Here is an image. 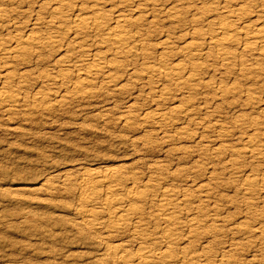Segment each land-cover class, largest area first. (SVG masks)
Returning a JSON list of instances; mask_svg holds the SVG:
<instances>
[{
    "label": "rangeland",
    "instance_id": "rangeland-1",
    "mask_svg": "<svg viewBox=\"0 0 264 264\" xmlns=\"http://www.w3.org/2000/svg\"><path fill=\"white\" fill-rule=\"evenodd\" d=\"M15 1L19 2L20 0ZM46 1L48 2V0H36L33 1L35 4L32 5L33 2L29 3V8H32L27 10L29 12L25 14H22V9L15 7L17 5H13L20 14L16 12L17 16L14 13L16 16L12 15L14 17L11 16V19H14L16 25L18 23L17 26L25 27L24 23L27 21V17L36 15V12L39 11L41 12L38 14L43 15L44 10L38 9V6L41 3L47 4ZM104 1L107 4V0ZM134 1L135 6L130 4L131 7L129 6V8L123 7L126 11H131L128 14L131 13L130 15L133 17L145 15L151 7V1L155 2L157 7L155 9L161 14L155 12L156 15L154 16L156 17L152 24L138 28L141 30L145 28L143 31L148 42L158 46L157 48H161L160 42L167 39L171 43L168 46L170 47L169 51L174 53L177 58L168 55L164 57L163 62L167 63L168 61V64L180 62L189 67L187 68L189 71L191 65L187 56H184L185 45L188 41L197 43L199 41L195 37L193 40H185L184 38L192 34L193 30L195 32H207L208 28L205 27V24L192 23V18H189L191 15L186 14V12L178 18H167L164 9L176 0ZM68 2L72 4L71 0ZM204 2L197 3V7L206 9L211 6L209 5L210 1L209 3L208 1ZM76 3V6L80 4H83V7L90 5L87 0H77ZM258 10L257 7H251V16H255ZM43 29L41 28V31ZM35 31L37 32V30ZM129 31L131 34L136 32L132 28H129ZM186 34L189 35L184 37ZM0 35L3 39L7 38L5 37L6 31L0 30ZM70 39L67 38L65 42L68 43ZM88 42L86 44L91 45L92 42ZM100 49L95 46L91 48V51L97 53ZM105 50L101 51L106 52ZM62 51L57 52V49L51 52L50 50L45 51L44 54L42 53L45 56L41 54L37 62L32 60V63H38L39 67L38 64L35 66L32 63V65L26 63L25 66H20V63L16 62V69L20 68L19 70L24 71V78L29 81L28 87L25 89L26 93L55 92V90L49 91L50 89L47 87L34 85L35 80L33 79H35L37 72L40 73L44 70V72H48V66L55 64L57 58L66 59H62L63 65H66L63 67L69 69L68 67L72 66L71 62L74 60L68 58L67 54L63 55L65 52ZM155 51L158 53L159 49L150 51V54L140 58L141 60H117L123 62L126 67L132 69L135 67L136 70H139L145 64L156 61L157 53ZM110 56L108 58H111ZM194 58V61L197 60L206 65H211V67L204 72H196L198 81L189 82L190 87L185 84L176 88L167 81H158L160 83L155 81L154 84L148 86L145 80L127 79L122 72L113 71L115 77H121L117 82L118 85L117 83L102 84L100 78V82L88 88L86 96L71 97L67 95V98L65 96L63 98V92H58L56 98L53 96L49 100L48 104L52 106L50 111L38 110L28 104L17 107L8 114L0 111V264H110L109 258L100 252L103 241L108 245L123 243L126 246L127 254L136 257L138 254L137 247L140 243L131 238L134 234L133 228L130 227L129 232L110 233V229L106 228L109 225L107 216L98 204L86 208L99 213L97 218L101 224V226L99 225L100 231L89 233L86 230H78L76 225L79 223V219L76 212L84 206L79 201L80 186L82 182L90 178L91 174L99 176V178L106 174H115L124 183L125 190L132 185L133 181L136 186L141 188L140 190H144V184L149 179L154 181L155 178H157L155 179L156 182H151L154 186L157 185L155 188H168L184 191L187 194L195 193L199 184H208L212 191H210L211 196L208 200L211 201L207 204L204 199H201L203 202H195L193 205L203 204V206H207L206 213L210 216L216 214L215 218L218 219L216 218L214 223L213 221H206L208 224L205 222L199 232H208L214 228L213 226L220 225L223 227V232L216 237L218 243L211 245L213 252L226 255L225 258L237 260L238 264H249L250 260L253 259L256 262H250V264H264V256L253 252L254 248L261 242L259 239L247 243L243 232L236 234V236L227 231L229 227L240 223L251 226V224H255L254 213L257 215L264 214V203L262 202L264 190H256L243 203L241 199L243 187L240 186L246 177L252 178L257 168L264 166V157L243 155L242 143L240 144L241 139H245L244 137L247 136L245 134L246 128L248 127L247 130L251 129L249 128L251 121L255 120L261 123L264 121V73L249 74L244 72L245 74H243L239 73L240 64L238 62L235 65L232 63L233 65L229 64L222 67L219 63L210 62V59H206L200 54ZM244 58L243 68L252 70L255 66L254 60L248 54ZM30 66L32 67L30 68ZM30 69H34L33 74L35 73V76L31 73L27 76L26 73ZM19 70L17 73H22ZM221 72L224 73L222 74L224 77L218 79ZM119 81L121 82L119 83ZM162 82L165 84H161ZM113 85L117 86L114 87ZM162 85L168 88L169 92L166 96L159 97L160 95L155 92H157L156 88L160 89ZM203 85H208V87H203ZM247 87L250 88L249 94L243 93ZM222 88L230 90L231 93L224 95L220 91ZM177 97L183 98V109L191 110L197 107L200 110L196 114V111L191 112V114L188 111L189 115L184 114L187 111L184 113L175 112L170 117L171 121H168L171 123H166L163 127L164 133H166V137H163L164 135L159 132L161 128L157 122L146 120L148 122L145 123L143 121L144 114L154 111V102L159 101L164 104L162 110L167 111L172 107L171 104ZM189 106H193V108H189ZM165 108L166 110H164ZM126 112L132 114H130V119L127 122H123L126 120L121 118ZM216 121L219 125L227 124L226 133L229 137L222 139L216 129V131L210 130L209 126ZM243 123L245 124L242 125ZM239 125H242L243 129L238 127ZM257 130L261 145L264 146V126ZM181 132L182 134L185 132L184 135L188 134V137L181 135ZM194 138L195 140H193ZM263 146L261 148L264 151ZM217 149L219 151L225 149L241 150L243 154L240 157L242 158L231 157L229 153L221 154L218 157L204 155V153L208 154ZM65 170H69V174ZM209 175L210 178H208ZM212 175L213 179H211ZM190 180L191 182H188ZM122 195H124L123 192L120 194L121 198H123ZM231 201L232 203H230ZM137 205H141V203H137ZM147 208L146 213L155 210L150 208L148 211ZM175 216L182 223L178 229L179 233L177 232L180 245L189 248L192 245L190 249L195 254H200V247L205 242L197 238H187L185 225L190 219L197 216L204 220L203 216L195 215V211L190 212L188 216L185 213L181 215L178 213ZM186 219L188 220L186 221ZM217 220L220 221L217 223ZM206 227L207 229H205ZM153 231L154 227L151 225L144 233H153ZM105 232L110 237L106 236V238ZM100 238H104L103 241H100ZM183 238L185 239L183 240ZM207 241H212L211 237ZM233 242L245 244L241 250H229V245ZM251 255H255V257L253 258ZM209 259L211 260L212 257Z\"/></svg>",
    "mask_w": 264,
    "mask_h": 264
},
{
    "label": "bare ground",
    "instance_id": "bare-ground-1",
    "mask_svg": "<svg viewBox=\"0 0 264 264\" xmlns=\"http://www.w3.org/2000/svg\"><path fill=\"white\" fill-rule=\"evenodd\" d=\"M33 1L36 0H20L19 2L15 0H0V30L3 32L6 31L5 37H7L6 39H3L0 35V111L3 113L8 114L17 107L25 106V104L31 105L33 108L38 110L40 109L50 111L52 106L48 104L49 100H51L53 96L56 98L58 92H63V98H65L67 95L71 97L81 95L80 97H82L86 96L85 94L88 93V88L95 86L96 83L100 82V78L102 81L100 83L102 84L117 83L121 77H115V74L112 73L113 71L122 72L127 79L131 78L138 81L145 80L148 86L154 84L155 81H167L176 88L185 84L189 85V82L198 81L196 79V72H204V70L210 69L209 67H211V65H206L205 63H201L197 60L194 61V57L196 55L198 56L199 54L205 56L206 59H210V62L219 63L222 67H226L229 64L235 65L238 62L240 64L238 69L239 73H264V0H176L173 3L171 2L172 4H169V6L167 5L168 7L164 5L166 8L164 9L165 11H163L165 12L164 14L167 18H178L182 13L186 12V14L191 15L189 18H192V23H204L205 27L208 28L207 32H195V30L192 29L194 31L192 34H186L184 36L186 37L189 35L188 37L184 38L185 40H193L195 37L196 40L199 41V43L188 41L186 45L184 44V56H187L190 62L189 64L191 65L189 71H187V68L189 67H186L180 62L175 64H168V61L167 63L163 62L165 56L167 57L170 55L172 57H176L174 53L169 51L170 47L168 46H170L171 43L167 39L160 42L159 45L161 48H157L158 46H154L148 42L145 32L143 31L145 28L143 30L138 28L139 26L152 24L153 21H155L154 19L156 16L154 15L156 14L154 13L157 12V7L153 1H151V7L148 10L149 12L147 11V13L143 16L133 17L130 15L131 13L128 14L131 11H126L123 8L124 6L129 8L130 4L134 5L133 0H107V4L104 3V0H87L88 4L90 5L86 7H83V4L76 6L77 0H71L72 4H70L68 0H48V2L46 1L47 4L41 3V5L38 6V9L42 8L44 10L42 16L38 14L41 11L36 12V15L29 16L27 19L25 17L27 20L24 23L26 25L25 27L17 26L18 23L16 25L14 19H11V16H18L20 13L14 9L13 5H17L15 7L22 9V14H25L27 10L32 8H29L28 4ZM203 1H208V3L210 1L209 5L211 6L206 9L197 7V3ZM134 2L138 1L135 0ZM32 4H35V2L31 3V5ZM212 6L213 9H211ZM251 7L259 8V10L256 11L255 16H251ZM16 12L18 14H16ZM17 18L19 19V17ZM41 28H44L45 30L43 29L41 31ZM129 28L134 29L136 31L135 34H131L132 30L129 31ZM35 30H37V32ZM168 31L170 30L168 29ZM67 38H71L68 43L65 42ZM88 41L92 42H90L91 45L86 44ZM95 46H98L101 49L97 53H92L91 48ZM55 49H57V52L62 51L63 49L65 52L63 55L67 54V57L69 56L68 58L74 60L71 62L72 66H67L69 69L64 68L66 65H63V60L66 59H63L62 57L61 58L63 60L57 58L55 64L48 66V72H44L45 70L40 73L37 72L36 77H34L35 79H33L35 80V83H33L34 85L38 84L41 87H47L50 89L49 91L55 90V92H53L54 94L51 92L44 94L40 92H36L34 94L26 93L25 89L28 87L29 81L26 80L27 78H24V71L22 72L19 70L20 68L16 69V62H18V64L20 63V66H25L26 63L29 65L33 62L32 60H36L37 62L38 58H40L41 54H44L45 51L47 52L50 50L51 52ZM103 49H106V52H102L101 50ZM157 49H159V52L157 53L155 51L157 53L156 61L151 64H145L139 70H136L135 67L133 69L126 67L123 65V62L119 61L120 59H140L148 56L150 51ZM107 53H109V56L111 55V58H108L109 56H107ZM247 54L250 55L251 59L255 62V66L252 70H246L243 68V62L245 59L244 56H247ZM36 62L32 64L36 66V64H38ZM31 67L32 66H30V68ZM34 69H30L28 72L26 71L27 76H29V73L34 75ZM18 70L22 73L18 74ZM222 74L224 73L221 72L219 74L220 78L218 79L222 78ZM120 82L121 81H119V83ZM200 82L201 81H199V84H201ZM190 86L191 85H189V87ZM204 86L208 87V85H203V87ZM156 89L157 92L155 93H158V95H160L159 97H162V95L166 96V94L169 92V89L165 88L164 85H162L160 89ZM150 91H152V89ZM220 91L224 95L231 93L230 90H224L223 88L220 89ZM186 92L188 93V91ZM249 92L250 88L247 87L243 93L249 94ZM178 97L175 100L173 99V105L171 104L172 107L167 109V111L162 110L164 104L160 103L161 101H159L154 102V111L144 114L145 116L143 117V121H145V123L148 122L146 120L157 122L161 128V131H158L164 135L163 137H166L163 127L166 125V123H171L168 121H171L170 117L175 114V112L181 111V113H184V111H189L191 114V112L196 111V114L197 111L200 110L197 107L193 108V106H189V108H193L191 110L183 109V98ZM164 110H166V108ZM187 112L184 114L189 115V112ZM130 114L132 113H123L121 119H125L126 121H122L127 122V120L130 119ZM263 122L261 123L259 121L253 120L250 123L248 122L250 124L249 128L251 129L247 130L248 127H245V134L247 136L244 137L245 139H241L240 142V144L242 143L241 149L244 154L241 152V150L225 149L223 151H219L218 148L217 150H212L213 152H209L208 154L204 153V155L207 157H218L221 154L225 155V153H229L231 157L234 156L235 158L240 159L242 158L240 157L242 154L252 157L261 156V158H263L264 151L261 148L263 145H261V140H259V135L257 133V129L264 126ZM154 124L156 125V123ZM244 124L245 123L242 125ZM226 125H219L218 121H216L211 124L209 128L210 130L216 129L218 135L223 139L229 137L226 133ZM242 125H239L238 127L242 128ZM183 133L185 134V132ZM196 133L198 134V132ZM180 134L184 135L182 132ZM187 135L188 134L184 136ZM241 137L243 138V136ZM222 139L220 138L221 141ZM193 140H195V138ZM238 143L239 141L237 144ZM69 170H65V172H68L69 174ZM210 175L208 178H210ZM174 178L177 179L176 177ZM155 179L154 181L149 179L143 186L144 190H140L141 188L136 186L134 181L132 182V185H130V187L126 188L125 190V187L123 186L124 183L121 181L120 177L116 176L115 174H106L100 178L99 176L91 174L90 178L82 182L80 186L81 191L79 195V201L84 206L81 209L77 208L78 210L76 212V216L79 219V223L76 226L78 230H86L89 233L99 230V225L101 226L97 218L99 213L92 211L93 209L89 210L86 208L88 206L98 204L101 206L102 210L107 216L109 225H107L106 228L110 229V233H123L128 231V229L131 227L133 228L132 231L134 232L133 236L131 237L132 240H137L140 243L137 247V256L131 257L125 251V244L120 243L108 245L107 243H104V238H100V241H103V244L101 243V246L103 247L100 248V252H102L103 256L109 258L110 264H238L239 262L237 260L225 258L226 255L216 254L211 248V245L218 243L216 242V237L219 234L221 235L223 232L222 226L218 224L219 226H213L214 228L208 232H199V229L205 225L206 221H213L214 223V220L217 218H215L216 214H212L210 216L208 213H206L207 206H203V204H197L195 206L193 205L195 202H200L201 199H204L207 204L211 201L208 200L211 196V190L208 184H199L195 190V193L187 194L184 191H175L168 188H155L157 185L154 186V184H151V182H156ZM211 179H213V175L211 176ZM161 180L164 181V179ZM188 182H191V180ZM240 186L243 187L241 197L243 203L247 200V197H249V195L251 196L256 190H264V166L257 168L256 173L252 178L246 177ZM122 192L124 193V195H122L123 198L120 197ZM262 202L264 203V200H262ZM137 203H141V205H137ZM230 203H232V201ZM146 208L149 209L148 211H150V208H154L155 210H151L149 213H146ZM194 211L195 215L199 214L200 216H203L202 218L204 220H201V217L199 218V216L194 218L191 217L192 219L187 222L185 228L187 231V238H197L198 240L205 242V244L203 243V245L200 247V254H195V252L190 249L192 245L190 248L180 245L181 243H179L177 234L182 223L175 215L178 213L180 215L185 213L188 216L190 212ZM254 215L255 224H251V226H247L243 223V225L241 223L239 225L233 224L234 226L232 227L228 226L229 228L227 231L228 233L230 231L232 235L243 232V235L245 236L244 239L247 241V243L251 242L252 240L258 241L259 239L261 242H259L256 248H254L255 250L253 252L255 254H260V256H264V214L261 213L257 215V213H254ZM187 220L188 219H186V221ZM218 221L220 220H217V223ZM151 225L154 227L153 233H144L145 230H148L149 227H151ZM205 229H207V227ZM106 234L107 233L105 232V237L107 236ZM210 237L212 241H207V239ZM185 238H183V240ZM244 244L245 243L233 242L229 245V250H241ZM211 257L212 259L210 260L209 258ZM251 257L254 258L255 255H251ZM250 262L253 263L256 262V260L253 259L250 260Z\"/></svg>",
    "mask_w": 264,
    "mask_h": 264
}]
</instances>
